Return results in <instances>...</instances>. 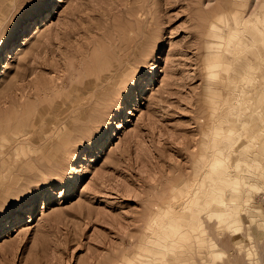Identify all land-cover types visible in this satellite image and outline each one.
<instances>
[{"label": "rangeland", "instance_id": "obj_1", "mask_svg": "<svg viewBox=\"0 0 264 264\" xmlns=\"http://www.w3.org/2000/svg\"><path fill=\"white\" fill-rule=\"evenodd\" d=\"M6 34L0 229L9 219L13 229L0 238V264H154L140 246L147 222L169 224L177 209L189 213L159 264H264V0H0V41ZM113 64L111 96L80 118V109L69 112L85 81ZM49 128L66 135L65 151L46 158ZM220 147L230 156L212 171L210 194ZM225 176L256 187L241 186L239 207L228 200L232 216L220 220L219 195L231 194Z\"/></svg>", "mask_w": 264, "mask_h": 264}, {"label": "bare ground", "instance_id": "obj_2", "mask_svg": "<svg viewBox=\"0 0 264 264\" xmlns=\"http://www.w3.org/2000/svg\"><path fill=\"white\" fill-rule=\"evenodd\" d=\"M56 2L59 0H55ZM51 4L48 3L47 8L41 12H39L40 14L37 16L38 18L41 19V17L43 16H47L46 12L51 11L52 8H50ZM218 16V15H217ZM223 15H221L222 17ZM222 22L227 23L226 18L222 17L220 18ZM40 23H37V21H35V23H26L21 31V33H26L28 30H30L31 28H36V27H40L41 25ZM213 27L215 28V24H213ZM222 28V27H220ZM216 30V29H215ZM240 30L239 28L234 29V31H231L230 35H229V40H235L238 38L239 34H240ZM19 33V36L20 34ZM133 34V33H132ZM215 36L214 38L211 40L213 43H217L220 46H224L226 44V38L217 33L214 32L213 33ZM18 36V37H19ZM28 35H25V37H27ZM241 36V35H240ZM132 39H138V35H134L131 37ZM18 39V38H17ZM17 39H14L12 42V44L10 45L11 47H13L14 49L17 48V46H15V44L17 43ZM232 42V41H231ZM8 43H6L1 50H3V48L5 46H7ZM11 48L9 47V50ZM6 50V49H5ZM5 50H3L2 55H6L5 54ZM135 51V50H134ZM232 52V51H230ZM235 53V51H234ZM2 56H0V73L3 69V62H2ZM120 59V58H119ZM123 61V60H122ZM115 64H113L110 68L105 69H98L101 70V72H99L98 74H95L93 78L85 81L83 89L81 90H77L76 93L73 95V97L71 98V103L68 106L70 108V111H73V113L75 111H78L80 109V112L78 114V117L80 118L82 115L85 116V111L90 112L91 108H93L94 105L99 106V102L101 101H105L106 98H108L109 96H111V83L116 80V76L113 79L114 76H112V74L115 72ZM110 79V80H109ZM146 82H144L145 84ZM143 84V85H144ZM142 87V83L140 88ZM64 108V107H63ZM122 108L123 111H121V113L123 112H127L128 109V105H124ZM75 109V110H74ZM94 109V108H93ZM90 118V117H89ZM91 120V119H90ZM77 122V121H76ZM90 122V121H89ZM86 123V122H85ZM91 123V122H90ZM84 125V124H83ZM88 127V126H87ZM119 127V126H118ZM234 131V130H233ZM61 132V133H60ZM62 131L61 130H57L55 128L52 129H48L47 130V134L46 136H44V141H42V149H43V156H45L46 158H50L52 156H56V155H60L62 153H64L65 151V140H66V135L63 137L62 135ZM116 136V132L113 131L112 133H110L107 137L106 142H109L111 140H113V138ZM97 147L96 144H94V148ZM219 152L222 154L220 157L214 159L212 162H210L211 164V169L207 171V180H206V188H208V192H210V194H214V189L212 185V178L210 177L212 175V171L214 169H218L220 166L226 165L225 160H227V158L230 156V153H226L225 150L223 149V147L218 148ZM242 150V149H241ZM87 153L85 152L82 156L84 159H86ZM258 157V156H257ZM212 160V159H211ZM230 171V170H229ZM221 181L224 182L225 184H228L229 186V191H231V194H228L226 197L225 195L223 196V194L219 195L220 199H219V203L222 206H225L227 209L226 211H220L217 212V216L219 217L220 220H228L229 217L231 218L232 216V212L228 211V205H227V201H232L233 202V206L234 207H239V200H242L240 195V191H241V186H251V187H256V185L251 182L250 179H241L237 176L233 177V176H225V177H221ZM70 185H68L69 187ZM189 197V202L191 207L196 203V195L194 192H191V194L188 196ZM38 201H36L35 198V203L33 205V208L36 206V203ZM162 211V210H161ZM176 213L171 216L170 220L171 222L169 224H167L164 220H162L160 217L158 216H153L148 222H147V232H150V235H146L147 237L144 238L140 244V246L144 249V250H148L151 252V255L153 256V263L154 264H159L160 259L158 256L159 252H162V250L164 249V247H166L164 245V243L167 241L168 238H170V236L173 234H178L179 232V219L183 216V213H185L186 215L189 213V211H185V212H180L179 209H177L175 211ZM161 215H164L161 214ZM164 217V216H163ZM162 217V218H163ZM240 219L238 218H232L229 220L228 225L230 226H235L236 232H238L236 235L237 237L240 236L239 234V230H240V224H239ZM13 229L12 227V220L9 219L7 223H5V225L2 226V228L0 229V238H3V234H6L8 230ZM174 237V236H173ZM174 241H176L177 239L174 238ZM131 241V240H130ZM164 245V247H163ZM143 250V251H144ZM214 253L217 256H221L222 252L218 251L217 248H215ZM8 254V252H7ZM147 262V260H146ZM117 264H125L123 261L118 262Z\"/></svg>", "mask_w": 264, "mask_h": 264}, {"label": "snow or ice", "instance_id": "obj_3", "mask_svg": "<svg viewBox=\"0 0 264 264\" xmlns=\"http://www.w3.org/2000/svg\"><path fill=\"white\" fill-rule=\"evenodd\" d=\"M8 42H9V36H8V34H6L5 37L3 38V40L0 41V46H2L4 43H8ZM143 71L144 70L141 69V73ZM141 73H137V76L135 77V79L128 84L125 92L122 94V101H121V103H123L124 100L127 99V97L129 96V94L132 93L135 90L136 83L138 82ZM129 107H131V104H129ZM119 118H120V110L119 109H113L112 112H111V115H110V120L115 121V120H117ZM103 132H104V129L101 128L97 133H95V135L93 137V142H95L96 139H98L101 135H103ZM84 147H87V141L85 142ZM74 162L75 161H73V163ZM44 187H46V186H41L38 189L37 188H34L31 192H29V193L25 194L24 196H22L20 198V200L22 201L24 199H27L31 195H38L40 192L43 191V188ZM4 211H7V208H5ZM2 215H3V212H0V216H2Z\"/></svg>", "mask_w": 264, "mask_h": 264}]
</instances>
